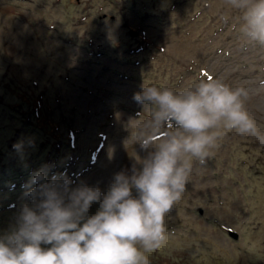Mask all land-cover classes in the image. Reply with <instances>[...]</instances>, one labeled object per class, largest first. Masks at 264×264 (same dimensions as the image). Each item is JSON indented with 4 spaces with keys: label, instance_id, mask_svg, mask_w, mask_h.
Segmentation results:
<instances>
[{
    "label": "rangeland",
    "instance_id": "rangeland-1",
    "mask_svg": "<svg viewBox=\"0 0 264 264\" xmlns=\"http://www.w3.org/2000/svg\"><path fill=\"white\" fill-rule=\"evenodd\" d=\"M240 17L225 0H0V173L23 171L0 181V236L44 166L104 191L140 167L143 85L179 91L211 75L244 86L264 131V47L240 35ZM165 227L148 264H264V145L222 131Z\"/></svg>",
    "mask_w": 264,
    "mask_h": 264
},
{
    "label": "clouds",
    "instance_id": "clouds-1",
    "mask_svg": "<svg viewBox=\"0 0 264 264\" xmlns=\"http://www.w3.org/2000/svg\"><path fill=\"white\" fill-rule=\"evenodd\" d=\"M225 4L241 14L240 35L264 47V0ZM248 98L246 87L211 75L179 91L143 85L133 100L149 115L136 143L151 151L138 160L140 167L134 165L131 175L114 174L106 191L83 181L72 187L65 173L49 179L47 166L37 170L25 192L33 203L23 204L15 226L0 236V264H148L145 253L165 241L166 217L181 199L194 162L206 163L222 131L264 145V131L245 107ZM13 149L23 154L25 142ZM93 203L99 208L89 216Z\"/></svg>",
    "mask_w": 264,
    "mask_h": 264
},
{
    "label": "trees",
    "instance_id": "trees-1",
    "mask_svg": "<svg viewBox=\"0 0 264 264\" xmlns=\"http://www.w3.org/2000/svg\"><path fill=\"white\" fill-rule=\"evenodd\" d=\"M16 169V168H15ZM22 170V169H21ZM9 174H5V175H7L8 177L6 178L5 177V175H2L1 173H0V181H6V179H11L12 181H10V183L11 182H13V183H16L17 181V179L18 178H20L19 177V175H21V174H23V171H20V170H16V171H14V170H10V172H8ZM18 173V174H17ZM17 174V175H16Z\"/></svg>",
    "mask_w": 264,
    "mask_h": 264
}]
</instances>
